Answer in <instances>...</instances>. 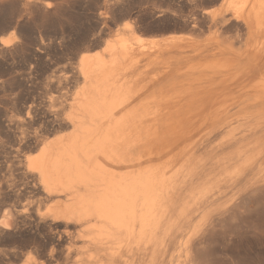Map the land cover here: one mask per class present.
<instances>
[{
	"label": "bare ground",
	"instance_id": "obj_1",
	"mask_svg": "<svg viewBox=\"0 0 264 264\" xmlns=\"http://www.w3.org/2000/svg\"><path fill=\"white\" fill-rule=\"evenodd\" d=\"M214 1L218 9L202 12L205 23L214 28V39L221 41L222 32L234 29L240 38L244 34L261 40L250 43L242 53L225 52L230 59H220L225 53H212L219 54L213 61L193 65L188 62L191 55L183 56L187 53L158 59L180 47L178 40L159 47L156 39L151 41L133 26L118 28L105 38L100 51H85L77 57L74 76L79 87L71 97L61 95L64 116L55 108L44 109L52 118L50 123L69 129L67 134L55 137V131L47 128L28 133L22 127L33 122L29 104L26 118L12 121L16 146L11 143L14 146L7 147L8 152L18 158L30 138L37 149L19 159L23 171L17 173L23 179L37 180L43 201L54 207L40 220L67 217L78 233L73 248L68 243L70 249L65 250V264H264V0ZM197 20L201 21L194 18L192 29L199 25ZM11 40V36H1L0 44L7 46ZM143 43L152 46L139 48ZM144 49L156 51L136 53ZM146 58L152 59L143 77L132 78ZM208 72L220 74L221 79L198 87L200 80L194 76ZM57 80L60 86L62 81ZM64 93L60 94L69 95ZM31 206L13 212L4 208L0 231L27 223L31 215L26 211ZM26 250L16 259L30 255L31 264H40Z\"/></svg>",
	"mask_w": 264,
	"mask_h": 264
},
{
	"label": "rangeland",
	"instance_id": "obj_2",
	"mask_svg": "<svg viewBox=\"0 0 264 264\" xmlns=\"http://www.w3.org/2000/svg\"><path fill=\"white\" fill-rule=\"evenodd\" d=\"M115 1L116 0H111V1L110 0L109 1L108 0H35V1L30 0L29 2V0H0V24H3V30H0V38L1 36L4 37L6 35V30L8 28H12L17 34V39L14 41L11 40L9 45L2 46L0 44V109H1L0 118H2L0 119V128L2 129V130L0 129V139L6 140L5 141L6 144L4 143V141L1 142L2 140H0L2 144L0 146V149H2L0 150V155H2L0 156V159H1L0 160V172L5 174V175H2L0 173V178H1L0 182H2L0 185L1 186L0 190L3 191L5 188H7V186L10 187V188H7L9 190H6V192L0 191V196H1L0 197V213L1 211L3 212L4 208L6 209L8 208L13 212V211H18L19 209H21L23 205L30 206L32 204V206L30 207L31 210H29L31 213L27 212L28 210L26 211V213L31 215L29 218L30 222L29 221L27 223L18 222L15 226H13V228H10L5 231H0V257H1L0 264H17L18 259L16 258L19 255H21L22 252L24 251L26 252L27 248H28V251H32L31 253L35 258L36 256L38 257L36 258V260H38L37 262H40V264H65L66 263L65 259L67 258L65 257V254L67 251L66 248L68 249H70L71 247L73 248V241L75 240V237H78L77 236L78 233L75 230L76 228L74 227L75 228L74 229L73 226H71V224L73 225V223L67 217L58 218L54 220L53 222L49 220L47 221L45 220L42 222L40 220L42 214L50 215L54 207L51 204L49 205L43 201V194L40 191L37 180H33L34 181L33 183L31 179H23L22 176H20L21 174H19V173H22L20 171H23L22 167H20L18 164L19 159H22L23 157L29 155L28 153L33 154L34 153L33 151H37L36 148L35 149L33 148L35 145L33 138H30L28 140L29 143L26 142L27 144L25 145H28V146H24L25 148L20 151V156L18 158L14 156L15 154L9 153L8 148H10V146L15 145L13 136H12L13 135L12 133L15 128L12 125L15 124L18 118L20 119L26 118L29 105L31 107V110L29 113L32 116V119H31V116L30 115L29 116L33 122H31L30 124H26L22 127L23 129L27 128L25 130L26 131L28 130L27 131L28 133H29V130H31L30 133L34 132L35 130L36 131L39 130V133H40V132H43V130L46 131V128H47V131H50V130L55 131L54 132L55 133L54 136L56 135L55 137L63 135V134L64 135L67 134L69 129H61L57 127V125L54 126L53 125L54 123L53 124L50 123V120L52 118L51 116H49L48 111L50 110L52 111V109L54 110L55 108L56 113L59 112V114L58 113L57 114L61 117L62 111L60 110V105L62 101L65 100L67 97H71L73 95L72 90H74L75 92L76 89L79 87L78 86L79 82H75L76 76H74V74H76L77 72L76 71L77 69H75L77 65L75 63L77 62V57L79 56L80 53L85 52V51H89V52L96 51V50L100 51L105 38L114 35L116 33V32L114 33V31L118 28L121 29L122 27H124L123 25L125 23H130L134 28L137 29V32H141L143 36L153 38V40L151 41L155 42L154 39H156L157 43L155 42V44L159 45V47L166 46L165 43L166 42L169 43L170 42L169 40H173V39L176 41L178 40L177 43L180 45V47H176V48L174 47L171 50L165 51L164 53H167V54L159 57L158 58L159 60L160 59L167 60L171 58V56H175L177 53H187V54H184L183 56L186 57L187 55L189 57L191 55V57L188 58L189 59L188 62L190 61V64H193V65L196 63H201V62L213 61L214 59L218 57L219 54L212 55V53H225V52L226 53H235V52L242 53V51H244L249 45H252L253 42L261 40L260 38L256 40L252 38L249 39L248 36L244 34L240 38L239 35L238 36L236 35V32L234 29L230 30L231 33L229 32V30H227V32H222L223 35L220 36L221 41L214 39L212 37V34L214 33V30H213L214 28L213 29L212 27L209 28V24L205 23L206 20L204 17H202L203 10L204 11L205 10H215L220 7V5H218L219 3L214 0H194L195 2L193 0L192 1L186 0L187 2L185 0H146V1L145 0H136V1L134 0L135 2L132 1L133 3H131V0L130 1L122 0V2L121 0H118L116 1V3ZM51 2L54 4V7L50 9L48 8V4ZM119 2L122 4H119ZM123 3H125L126 5H123ZM120 5H123V6H120ZM131 7H134V8H131ZM130 9L131 10L133 9V10L128 11ZM101 12L104 14L100 15ZM194 18H197V19L199 18V20L201 21L197 20V22H199V25L197 24L198 28L195 27L192 29L191 24ZM41 20H44L46 22L40 23ZM211 31L212 33H210ZM227 33H228V36H225L227 35ZM229 33L232 34V38ZM243 33H244V30H243ZM239 39L242 42L241 45H240L241 42ZM196 41L197 43L199 42L198 44H200L199 45L200 47L198 49L197 48L195 49L194 43ZM147 42H149V40ZM227 42H232V43L227 45ZM144 45H148V48H149V46H152V43H149V44L143 43L142 45H140L139 48H143ZM236 48L238 49V51L236 50ZM155 51L156 50L149 52L144 49L143 51L137 50L136 53H146V52L155 53ZM226 53L222 54V56H220V59H226V60L230 59L231 55L226 54ZM146 59H144L140 63L137 71L131 74L132 78L137 79L139 77H143L142 75L145 74L143 71L147 67V63L151 61L152 58L147 59V60ZM71 70L75 73H73ZM62 72H63V76L64 77L66 76L65 78L62 76ZM65 73L67 75H70V74L71 75L67 77ZM52 74H55V76ZM217 74L218 73H215V72H208V73H203L201 76L196 75L194 77L197 78L196 79L197 82L200 80V84H198V87L206 86V85L208 86L212 83L218 82L221 79L220 74H218L219 76ZM60 75L62 77H60ZM70 77L72 78L68 79L67 81L65 80L66 78H70ZM53 78L56 82L53 80ZM57 79H59V84L62 81L60 86L62 85L64 87V84L67 82L65 84V87L69 86L71 88L67 87L68 91H67V88L65 89V87L63 89L62 86L60 87L59 85H57L58 84ZM60 79L62 80L60 81ZM148 79H149V76H148ZM148 79L140 81V83L145 84L148 81ZM51 80L53 81V83ZM70 80H71L72 86H70V83H69ZM177 81L181 82L182 80L175 79L173 82H177ZM56 85L60 87V90L56 88L57 87ZM73 85L75 86L73 87ZM23 86L26 88H24ZM44 89L46 91H44ZM61 89L66 91V94H69V95L64 96L63 94H60V93H64V91L60 92ZM149 89L151 88L149 87ZM173 94L174 93L171 92L169 96H173ZM57 95L59 96V98H55V97H58ZM61 95L64 98L66 96L67 97L64 99ZM26 97H29V98H26ZM55 99L58 101V103ZM26 100L28 101L27 104H26ZM48 100L49 101L53 100L52 101L53 103L51 102L50 104ZM47 101L50 107L48 106ZM54 102L57 103V105H55ZM46 106L48 107L49 110L46 108ZM44 109H47L48 111L47 110L45 111ZM23 112L25 113V117L23 116L24 115ZM63 114L64 113H62V116H64ZM13 118L14 120H12ZM44 119L47 121V122L45 121L46 124L43 122ZM12 121H14V124ZM35 122L37 123V125H35L36 124ZM5 123L9 125L7 126V124ZM10 123H12L11 127H10ZM41 124L42 126L40 127ZM47 124H49L50 127ZM45 125L48 127H46ZM33 127H35L36 129ZM38 127L40 128L37 129ZM52 127H54L53 130H52ZM65 131L67 132L65 133ZM8 139H10L11 141ZM32 141H33V144L31 143ZM11 143L14 145H10ZM30 143L32 145H30ZM1 151H3V154H1L2 153ZM12 158L14 159L16 158L17 160L15 159L16 160L15 161ZM10 160L11 161L13 160V161L11 162ZM14 162H16L17 165ZM7 163L8 164L10 163V165L8 166ZM3 165H4V168H3ZM6 166H8L10 170L9 168L6 169L7 168ZM4 169H6L8 172H6ZM18 171L19 173H17ZM12 175H15V176H12ZM6 176L7 178H5ZM5 179L7 180V182ZM13 179L14 180L16 179L18 183L16 181L14 182ZM25 181L27 182L26 186L31 187V188H28V187L26 188L25 186L24 187L26 189L23 188V184L26 183ZM9 183L10 184L12 183V184L10 185ZM33 184L35 186L37 185L38 186L36 188L35 186H33L34 187L33 189V187L31 186ZM15 185L18 187L19 190L20 188L24 190L21 189L20 193H18V189H16L17 187ZM11 189H13L14 191L17 190L15 194H10V192L11 193L13 192V190ZM1 193H3V195ZM23 193L25 194L22 195ZM20 194L22 195L21 197H19ZM13 195L15 198L13 197ZM31 195H33L34 197ZM6 200L8 201L6 202ZM28 201L30 202L28 203ZM4 203L5 204L7 203V204L5 205ZM37 204L39 205L40 208H38ZM38 217H39V220H38ZM38 221H41V222L38 223ZM55 222H56V225L54 226ZM51 223L53 225L50 227L49 225H51ZM47 225L49 226V228L47 227ZM65 225H66V228L68 227L69 229L68 228L66 229L64 227ZM4 232L5 233L8 232V233L5 235ZM62 233H63V236L61 235ZM58 235H60L61 237H58ZM33 243L35 245L37 244L38 247L35 246ZM68 243H71L70 248H69ZM15 250L17 252H15Z\"/></svg>",
	"mask_w": 264,
	"mask_h": 264
},
{
	"label": "snow or ice",
	"instance_id": "obj_3",
	"mask_svg": "<svg viewBox=\"0 0 264 264\" xmlns=\"http://www.w3.org/2000/svg\"><path fill=\"white\" fill-rule=\"evenodd\" d=\"M54 7V4L51 2V3H49L48 4V8H53ZM104 13H100V15H103ZM46 21H44V20H41L40 21V23H45ZM131 24L130 23H125L124 24V27L125 28H131ZM0 30H3V24H0ZM6 35L7 36H11V39L14 41V40H16L17 39V34H16V32L12 29V28H8L7 30H6ZM33 67H35V66H33ZM29 115H30V113H29ZM5 227H7V225H5ZM32 257L29 255L26 259H24V258H22L21 259V261H18L17 262V264H31V262H32Z\"/></svg>",
	"mask_w": 264,
	"mask_h": 264
}]
</instances>
